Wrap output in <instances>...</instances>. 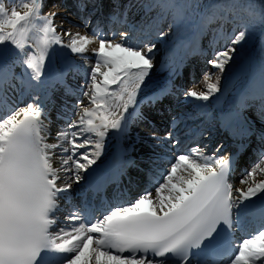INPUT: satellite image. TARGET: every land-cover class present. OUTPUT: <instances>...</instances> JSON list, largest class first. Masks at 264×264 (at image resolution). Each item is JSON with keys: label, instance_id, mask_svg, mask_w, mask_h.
<instances>
[{"label": "snow or ice", "instance_id": "1", "mask_svg": "<svg viewBox=\"0 0 264 264\" xmlns=\"http://www.w3.org/2000/svg\"><path fill=\"white\" fill-rule=\"evenodd\" d=\"M8 2L10 9L0 0V264H264V179H256L264 177V149L259 162L240 179L246 187H234L236 158L220 154L223 144L208 154L209 145L197 142L174 153L169 167L135 198L102 203L100 214L85 199L64 216V222L58 218L61 201L71 197L73 184H80L86 174L91 179L109 134L113 139H131L129 109L138 111L137 98L155 66L157 46L147 34L145 41H136L135 28L118 34L99 27L89 32L91 15L72 25L82 27L83 33L65 30L63 21L55 24L59 12H42L43 0ZM140 6L159 9L161 19L171 13L169 31L190 21L189 0H147ZM78 7L83 12L87 5ZM131 7V2L126 5L123 22ZM204 7L212 10L201 14L204 26L229 16L235 21L239 10L253 15L252 5L240 0H209ZM118 15L117 11L111 19ZM260 19L264 22V12ZM157 35L163 39L167 33ZM229 36L230 42L218 50L215 41L210 44L213 51L206 63L217 71L204 72V89L183 92L195 108L207 110L209 104L196 102L221 99L217 94L223 92L222 74L237 63L236 46L247 39L248 25H241L238 32L233 29ZM56 57L66 69L57 72V82L65 84L62 77L75 70L83 75V83L77 89L65 85L66 95L77 96L76 104L72 110L67 103L61 105L56 119L63 124L50 143L51 109L46 101L51 94L41 99L39 92L46 69L56 71L51 67ZM16 66L24 70L20 77L15 76ZM17 79L24 86L21 95L31 97L27 103L11 100L18 90ZM174 88L170 84L161 89L151 103L175 94ZM256 94L264 117V64ZM51 103L54 107L55 101ZM139 118L145 119L142 114ZM188 118L172 116V127ZM239 122L240 113L222 114L220 127L234 136L250 135L249 127L237 132ZM199 135L207 133L201 130ZM150 138L156 141L153 147L169 141L173 148L180 144L172 131L162 137L153 132ZM258 139L264 144V132ZM136 142H141L139 134ZM126 151H135V144ZM62 173L72 182H64ZM249 216L259 220L260 227L236 239V231Z\"/></svg>", "mask_w": 264, "mask_h": 264}, {"label": "bare ground", "instance_id": "2", "mask_svg": "<svg viewBox=\"0 0 264 264\" xmlns=\"http://www.w3.org/2000/svg\"><path fill=\"white\" fill-rule=\"evenodd\" d=\"M9 8V7H8ZM10 9V8H9ZM23 11V9H22ZM60 15L56 17V20H59L60 18ZM195 19L192 20V23L194 22ZM65 30H67L65 27H63ZM60 31V29L58 28V32ZM74 32V31H73ZM80 32H84V29L80 30ZM187 33V32H186ZM186 33L185 34H182L181 35V40H178L177 44L174 46L171 47V51L170 53L168 54L169 55V58L172 60V62H176V58H177V51L181 48L179 45H182V44H185L186 40L189 38V37H186ZM66 39V38H65ZM58 47V46H57ZM92 47H96V45H90V48ZM90 53H88L87 55H89ZM168 57V56H167ZM167 57L165 58H158L157 61H155L154 63V68L152 69L151 71V74H150V77L148 80L151 79V77L155 74V72L157 73L161 68H162V71L166 72V68L163 66L166 62H167ZM59 57H56L54 61V64L51 65L52 68H54L56 71H49L48 69H46L45 71V76L42 77V80H45L46 84L47 85H51V88L52 90L54 91V93L57 95L59 93V89L60 87L58 85H56L57 82L55 83H52L53 80H57V72H60L62 70L65 69V65L63 64L62 66V70L58 69V66L56 64L57 60H58ZM73 59L78 63L80 64L81 66H83L85 64V61L82 60V59H79V57H73ZM169 64H167L168 66ZM170 66V65H169ZM187 68H191V66H187ZM23 69L20 67V66H16L14 68V73H15V76L16 77H20L23 73ZM63 73V72H62ZM158 74H162V72H159ZM29 75H30V71H29ZM161 76V75H160ZM159 76V78H160ZM62 78H65V76H63ZM234 76L232 77L231 76V81L233 80ZM148 80L146 81V83L148 82ZM154 80V79H152ZM19 81V83H18ZM14 82H16L17 84V87H20L22 84L20 82L19 79L15 80ZM35 83V82H33ZM231 83V82H229ZM228 83V84H229ZM69 84V83H67ZM23 86V85H22ZM55 86L57 87L58 86V89L55 88ZM156 88L159 87L158 85H155ZM247 86V82H244L242 83L238 89L236 90H231L230 88L228 89L229 86H227V88H223V92H222V95L221 94H217V95H220L221 96V99L219 100V102H217L215 100V98H213L210 103L212 106H215L213 107V109L215 110V114L217 115L216 118H214V120L216 121V123L219 125L217 128L220 129V118L222 116V114H228L229 111H227L226 107L229 108V106H233L234 104L236 105V100L234 101V98L235 97H238L239 95L241 96L242 93H244L245 91L247 93H249V91H247V89L245 90V87ZM198 88H200L201 90H203L204 88L201 87V84L197 86ZM24 89V86L22 87ZM158 90V89H157ZM196 90V89H195ZM24 90H18L16 91L12 96H13V99L14 97H16V99H14L18 104H20L21 102L22 103H27L30 101V96L29 97V100L26 101V98L25 96L21 95V93L23 92ZM156 91V90H155ZM48 92V91H47ZM154 92V91H153ZM142 93V91L139 93V95ZM150 93V92H148ZM44 94H46V92H44ZM11 96V97H12ZM25 98V99H24ZM83 99V98H82ZM181 101L185 102V103H190V104H193V102L191 101V99H186L185 97L183 99H181ZM159 102V100L157 99L156 103ZM155 103V104H156ZM196 103H203V102H196ZM210 107V106H209ZM208 107V108H209ZM133 109H136V108H130L129 109V112ZM208 110V109H207ZM146 111L147 112H151L150 109L146 108ZM206 111L205 109L203 108H200V112H203V115H205L207 112H204ZM57 114V113H56ZM202 115V116H203ZM210 115L208 114V117ZM47 123V122H46ZM58 124V121L56 119V116H54V118L52 117L51 118V123L48 125V131L50 132V137H49V140L48 142H54V137H55V134L56 132L58 131V129L56 130L55 126L56 124ZM238 125H241V122L238 123ZM57 127V126H56ZM239 127V126H238ZM241 128V131L243 130L244 126L242 127H239ZM223 129V128H221ZM231 133V132H230ZM232 134V133H231ZM233 135V134H232ZM236 136V135H235ZM143 138H145V136H143ZM143 138H140L141 139V142L140 143H137V135H133L131 134V139H113L112 138V134L110 133L109 134V138L107 139V143H106V147H105V152L104 154L101 156L100 160L97 162V165H94L93 168L95 169V172L102 166V165H105L107 163V165L105 166L108 171L111 169V167H119V164H124L125 167H127V162H131L133 161L134 159H139L143 153V147H141V144L143 145L144 144V140H142ZM131 144H135V151L133 152H128L126 151V149L129 147V145ZM116 164V165H114ZM133 164V163H132ZM94 172V173H95ZM62 176L64 178V181L67 180L68 178V175H65L62 173ZM88 178V175L86 174L85 175V180L81 181V183L85 182ZM242 178V177H241ZM240 178V179H241ZM71 179V178H70ZM240 179H237L236 181H234V187H237V188H241V187H246V185H241L240 184ZM256 179H264V177L262 176H257ZM72 181L70 180V183ZM77 185V184H75ZM74 186V184H73ZM261 195H264V194H261Z\"/></svg>", "mask_w": 264, "mask_h": 264}, {"label": "rangeland", "instance_id": "3", "mask_svg": "<svg viewBox=\"0 0 264 264\" xmlns=\"http://www.w3.org/2000/svg\"><path fill=\"white\" fill-rule=\"evenodd\" d=\"M223 1H226V2H229L230 0H223ZM240 2H246V3H250L252 5V11L255 12V15L250 17L251 20H253V23L252 25H254L255 23H258L259 21V18H260V14L264 11V0H240ZM260 13V14H259ZM259 14V15H258ZM155 17V15L153 14V16L151 18ZM246 17V16H245ZM182 24V23H181ZM180 24V25H181ZM66 25L65 23H63V26ZM179 31L178 29L176 30V32ZM175 32V33H176ZM171 32H169L163 39H161L158 35H155L154 36V41L156 42H152V40H150V42L152 43H155L156 44V53H155V61L158 60V58L161 57V55H163L167 48H168V45H170L173 41V39L175 38V33L174 34H171ZM255 32H250L248 34V37L247 39H249L247 41V43L250 42V39H253L255 34ZM237 47V46H236ZM247 48V46H245ZM245 48V50H246ZM245 50H243L242 48H239L237 50V61H239L245 54ZM247 51V50H246ZM91 54V53H90ZM91 56V55H89ZM55 61V60H54ZM59 61L60 58H58V63H60ZM251 54L248 55L244 61L238 66L236 67V63H234L232 66L228 67L225 71V73L222 74V78H221V87L224 86L226 83H227V78L232 75V74H237V76L239 77V79L235 82V87L236 86H239L241 83H243V81L245 79H248V76L249 74L251 73V70L253 68L254 65L251 64ZM233 69V70H232ZM255 70V73L257 74L256 76H261V69L260 71L257 70V69H254ZM217 70L214 69V72H216ZM245 72V73H244ZM250 72V73H249ZM257 72H260V73H257ZM258 79V77H256ZM149 78H147L148 80ZM146 80V81H147ZM150 80H148L149 82ZM215 81V77H213V82ZM147 82V83H148ZM146 85H151L152 82H150L149 84ZM201 87L204 88V82L202 81L201 83ZM233 87V89L235 88ZM194 89H196V91H201L200 88H198L197 86L194 87ZM204 103V102H203Z\"/></svg>", "mask_w": 264, "mask_h": 264}]
</instances>
